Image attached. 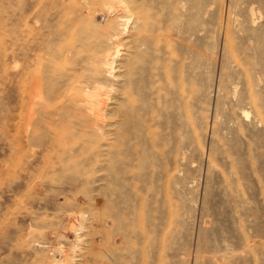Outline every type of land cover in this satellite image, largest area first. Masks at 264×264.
I'll return each instance as SVG.
<instances>
[{"label":"rangeland","instance_id":"rangeland-1","mask_svg":"<svg viewBox=\"0 0 264 264\" xmlns=\"http://www.w3.org/2000/svg\"><path fill=\"white\" fill-rule=\"evenodd\" d=\"M146 2L122 13L125 33L109 10L89 37L80 0H0V264H38L60 246L71 264H264V0ZM74 16L76 39L92 44L72 53L120 38L116 73L129 62L104 123L84 124V137L102 135L80 149L96 158L68 173L76 190L45 180L24 121L29 59L34 69L64 46Z\"/></svg>","mask_w":264,"mask_h":264},{"label":"bare ground","instance_id":"bare-ground-1","mask_svg":"<svg viewBox=\"0 0 264 264\" xmlns=\"http://www.w3.org/2000/svg\"><path fill=\"white\" fill-rule=\"evenodd\" d=\"M144 2L131 6L127 0H112L109 2L106 0H80L76 16L85 10L82 18L89 20L93 25H88V27L80 25L78 29H81V33L85 31L91 37L89 35L90 31H100L104 19L110 10L112 12L111 15L114 12L119 13L118 17L123 22L122 24L125 25L123 27V32L125 33L130 23V16L126 15V13L132 12L131 7L144 8L147 5V2L146 4ZM124 11H126L125 16L122 14ZM76 16L71 19L69 27H67L68 31L64 34L67 38L64 46L54 48L51 53H48L47 57L35 58L34 69L31 68L34 63L29 59L28 66L30 68L28 69L30 78L25 96L27 99V112L24 117L25 128H31L30 138L34 136L32 133L38 130L36 139L41 149L38 150V159L34 164L43 163L46 167L45 180L55 181L59 176L60 182H66L69 185L67 188L74 190L81 184V179L77 177L75 180H67L69 171L72 172L71 170L74 167L82 166L96 158L92 154L91 156H87L90 153L83 155L80 153V149L90 146L92 143H96V148L100 147L99 142V145H97V140L99 135H102V133L93 135L95 138L94 142L91 137H84V124L96 130L95 127L99 128L100 124L104 123L107 115L106 108L112 98L111 95L115 90L114 87L117 86L119 88L116 89L119 94H124L125 83H128L125 80L126 70L129 66L128 61L119 64L121 72L123 69V74L116 73L118 71L116 59L122 53L120 51V38L112 42V48L109 46L104 49L98 48L97 50L93 48L86 49V51L77 56L72 53L70 49L72 47H89L92 44V41L87 37L80 36L76 39L77 31H73V23L76 20ZM135 26L139 29L137 22ZM30 29L29 27L27 28L26 36L32 33ZM116 36H120V34L113 35L111 40ZM36 37L37 35L27 39V42L24 43V50L28 52ZM130 43L129 47L133 51H128L136 53L140 47L139 34L134 35ZM55 50L61 52H56ZM28 57L30 58L29 55ZM24 66L27 68V65ZM118 77H124L119 80L120 84L117 83ZM37 114L38 116H36ZM32 123H48L52 126L51 133L53 136L49 135L46 127L42 128L43 133L39 132L38 128L33 129L34 125ZM68 123H74V125ZM78 138L81 140H77ZM68 140L70 142H67ZM80 172L86 174L87 170L81 169ZM90 173L92 171L88 170V174ZM72 210L70 211L74 214L68 215V222L70 228L75 229L77 227L75 220H80L81 216H79V212L76 214V211ZM72 257L71 249L70 251L65 250L64 246H60L52 257L40 256L38 264H71L70 259ZM81 261H84L83 264H90L88 256Z\"/></svg>","mask_w":264,"mask_h":264}]
</instances>
